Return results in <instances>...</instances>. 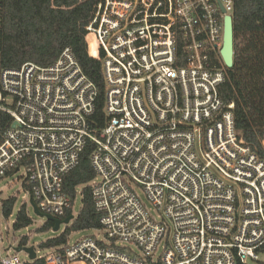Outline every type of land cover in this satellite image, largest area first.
<instances>
[{
    "label": "built area",
    "instance_id": "obj_1",
    "mask_svg": "<svg viewBox=\"0 0 264 264\" xmlns=\"http://www.w3.org/2000/svg\"><path fill=\"white\" fill-rule=\"evenodd\" d=\"M228 15L234 21L235 0H95L85 37L102 64V126L92 118L98 88L71 46L48 66L0 72V110L12 117L0 178L25 168L42 214L71 207L64 178L94 144L104 233L48 250L46 264H260L264 159L237 128L235 102L220 94ZM29 261L0 253V264Z\"/></svg>",
    "mask_w": 264,
    "mask_h": 264
},
{
    "label": "trees",
    "instance_id": "obj_2",
    "mask_svg": "<svg viewBox=\"0 0 264 264\" xmlns=\"http://www.w3.org/2000/svg\"><path fill=\"white\" fill-rule=\"evenodd\" d=\"M94 7L95 0H0V72L21 67L28 61L48 66L65 47L71 46L83 70L98 88L92 118L95 125L102 126L105 121L102 64L89 54L85 37ZM234 50V65L227 68L228 76L220 86V94L224 100L235 102L237 128L252 150L264 159V0H235ZM11 123L10 114L0 110V141ZM93 148L94 144L89 142L78 165L64 178L63 190L70 195L72 205L59 218L65 219L72 214L75 217L61 234L36 244V250L63 252L73 232L101 228L92 195V181L96 175L90 160ZM23 186L27 190L31 188L27 181ZM79 194L81 207L75 214ZM15 203L14 196L2 201L0 212L7 219L13 214ZM32 223L27 205L22 204L14 229L20 230ZM54 226L53 220H46L38 231ZM29 241L28 235L22 236L18 246H28ZM261 252H264V246ZM27 264H46V260L37 257ZM260 264L264 263L260 261Z\"/></svg>",
    "mask_w": 264,
    "mask_h": 264
},
{
    "label": "rangeland",
    "instance_id": "obj_3",
    "mask_svg": "<svg viewBox=\"0 0 264 264\" xmlns=\"http://www.w3.org/2000/svg\"><path fill=\"white\" fill-rule=\"evenodd\" d=\"M26 175V169L21 168L19 171L9 174L1 178L0 180V206L2 201L14 196L16 198V203L14 207L13 214L7 219L2 212H0V253L2 255L18 253L23 260H31L29 254L25 251H16L19 241L22 236L28 235L30 238L28 246L36 245L39 242L45 241L49 238H53L61 234L66 228L67 224H62L60 229L54 231L53 228L46 231H38L47 220L46 217H42L35 213L34 208L30 202V193L23 186V181ZM135 191L144 205L153 212L154 204L147 197L146 192L140 186L135 187ZM22 204L27 205L28 215L32 218L33 223L20 230H15L13 227L14 221L16 219L17 213ZM81 207V195L79 194L74 207L75 214L78 213ZM103 231L100 229H88L73 232L69 239L70 241H76L87 235H94L97 238H101ZM133 248H137L133 245ZM48 251L39 250L37 256L41 257L47 255ZM264 263V252L259 254L258 258Z\"/></svg>",
    "mask_w": 264,
    "mask_h": 264
},
{
    "label": "water",
    "instance_id": "obj_4",
    "mask_svg": "<svg viewBox=\"0 0 264 264\" xmlns=\"http://www.w3.org/2000/svg\"><path fill=\"white\" fill-rule=\"evenodd\" d=\"M234 53H235V50H234V21L232 19V16L228 15L225 18L224 43L221 49V54H222L224 63L228 68H232L234 65ZM31 203L33 204V208L36 214L42 217H46L47 220H53L55 222V226L53 227L54 231L59 230L63 223L69 224L71 220L75 217V215L72 214L65 219H60V218H54L53 216H50V215H44L37 209L33 200H31ZM16 251L27 252L31 260H34L37 258V250L35 249L34 245L18 246L16 247Z\"/></svg>",
    "mask_w": 264,
    "mask_h": 264
}]
</instances>
